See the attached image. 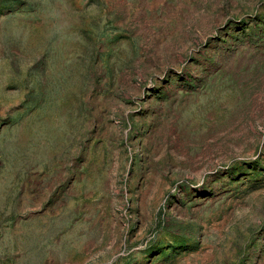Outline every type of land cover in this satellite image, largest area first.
Segmentation results:
<instances>
[{"label": "rangeland", "instance_id": "1", "mask_svg": "<svg viewBox=\"0 0 264 264\" xmlns=\"http://www.w3.org/2000/svg\"><path fill=\"white\" fill-rule=\"evenodd\" d=\"M0 264H264V0H0Z\"/></svg>", "mask_w": 264, "mask_h": 264}]
</instances>
